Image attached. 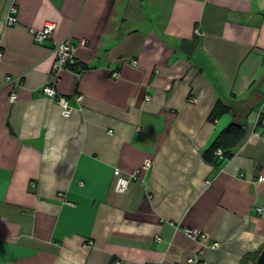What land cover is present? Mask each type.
I'll use <instances>...</instances> for the list:
<instances>
[{
    "label": "crops",
    "instance_id": "1",
    "mask_svg": "<svg viewBox=\"0 0 264 264\" xmlns=\"http://www.w3.org/2000/svg\"><path fill=\"white\" fill-rule=\"evenodd\" d=\"M62 42L67 118L42 91ZM0 51V264H255L264 0H0Z\"/></svg>",
    "mask_w": 264,
    "mask_h": 264
},
{
    "label": "built area",
    "instance_id": "2",
    "mask_svg": "<svg viewBox=\"0 0 264 264\" xmlns=\"http://www.w3.org/2000/svg\"><path fill=\"white\" fill-rule=\"evenodd\" d=\"M9 12L10 13H9V16L7 19V25L8 26L16 25L18 23L17 8L15 6H12L10 8ZM55 28H56L55 24L47 23L44 25V27L42 29L31 30L30 32H31V35H32L34 41L38 44H41V43H44V42L52 39ZM81 44L84 45L83 42ZM53 55H54L55 59H54L53 67L51 70V74H50V77H49L47 84L43 87L42 91H43V94L45 96L52 99L54 101V103L60 107V109L62 111V116L67 118L72 113L73 107H71L69 105L68 100L58 92V86L61 84L63 71L68 66L74 65L76 62L75 48L73 46L67 44L66 42L55 44V47L53 49ZM2 57H3V55H2V52L0 51V59ZM133 64L136 65V62H134ZM119 76H120V74L118 72H115L113 74L114 78H118ZM7 82L12 87L21 85V83L14 81L11 78H8ZM82 99H83V97L79 96L77 98V101L81 102ZM16 101H17L16 93L11 92L10 102L15 103ZM146 101H149V98H147ZM260 123L264 126V117L261 118ZM216 156H218L219 158L223 157L222 151L217 150ZM151 168H152V162L151 161H145L140 166V168H138V170L135 173L130 174L129 176H123L121 170L116 169L114 171V177H115L114 191L117 193H120V194L127 192L130 184L132 182L141 181L142 174L149 171ZM259 181L263 182L264 177H260ZM261 211L262 210L259 209V212H261ZM188 235L191 238H193L194 240L199 238V237L204 239V236H200V234L196 231H189ZM157 241H160L159 238H157ZM90 245H91V243H90ZM211 248L213 250H216V249L220 248V244L213 243L211 245ZM189 262L192 264H209L205 261L198 259L197 257L190 259Z\"/></svg>",
    "mask_w": 264,
    "mask_h": 264
},
{
    "label": "trees",
    "instance_id": "3",
    "mask_svg": "<svg viewBox=\"0 0 264 264\" xmlns=\"http://www.w3.org/2000/svg\"><path fill=\"white\" fill-rule=\"evenodd\" d=\"M227 108V106H224V105H222V104H217L216 105V107L214 108V110H213V112H212V120H215V119H217L218 117H220V115H222L224 112H223V109H226ZM229 108V107H228ZM236 128H239V129H242V128H240V127H238V126H236V125H234V124H232V125H230L229 127H228V129L226 130V133L228 134V133H231L232 131H234ZM219 144H217V142L212 146V148H211V150H214V152L215 151H217V150H221L220 148H219ZM222 151V150H221ZM222 153H223V157H221V158H224V156L226 155V154H228V153H226V154H224V152L222 151ZM261 253V252H260ZM260 253H258L255 257H254V260H255V262H256V260H257V258H258V256L260 255Z\"/></svg>",
    "mask_w": 264,
    "mask_h": 264
},
{
    "label": "water",
    "instance_id": "4",
    "mask_svg": "<svg viewBox=\"0 0 264 264\" xmlns=\"http://www.w3.org/2000/svg\"><path fill=\"white\" fill-rule=\"evenodd\" d=\"M255 264H264V248L262 249L260 255L258 256Z\"/></svg>",
    "mask_w": 264,
    "mask_h": 264
}]
</instances>
